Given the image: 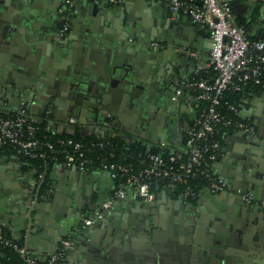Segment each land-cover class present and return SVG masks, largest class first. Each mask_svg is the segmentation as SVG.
Wrapping results in <instances>:
<instances>
[{"label": "crops", "instance_id": "crops-1", "mask_svg": "<svg viewBox=\"0 0 264 264\" xmlns=\"http://www.w3.org/2000/svg\"><path fill=\"white\" fill-rule=\"evenodd\" d=\"M71 1L73 13L66 17L63 5L68 3L67 0H4L8 9L13 8L12 14H23V8L27 7L31 14L43 18L50 26L44 35L46 39L39 41V54L34 56L35 80L53 70L85 67L96 71L102 81L104 75L101 72L119 75L127 70L133 77L145 79L149 87L153 85L151 90H154V84H160L157 90L159 101L160 91H167L166 85L169 86L171 81L174 80L176 85V95L177 88L191 77L189 74L197 73L196 59L182 48L196 49L202 60L208 58L212 47V39L205 35L208 30L199 27L186 14L173 13L165 0H120L113 4L101 0ZM233 7L237 19L247 25L249 34L264 38V0H233ZM67 22L69 28L63 33L62 27ZM60 23H63L61 27ZM67 32L70 34L64 35ZM127 35H134L138 41L127 40ZM156 37L160 40L154 41H160L161 48L148 49L145 41ZM10 45L4 43L0 46V111L6 104L15 107L21 101L12 92V82L18 78L16 74L20 67L11 65L13 59L21 64L19 60L24 61V55L11 50ZM89 86L95 95L98 94L99 100H105V104H98V108L93 109L90 105L96 98L90 99L85 94L70 96L49 108L54 109L49 115V110L46 112L45 109L46 100L39 98L30 105V116L44 122L45 128L56 134L69 133L71 129L58 123V119L66 118L67 121L73 114L81 121L82 126L77 128L84 134L125 138L128 128L122 126L129 125L127 106L130 103L125 98L124 89L110 85L103 87L96 82ZM181 95H184L182 105H185L191 94L184 89L177 98ZM107 111L116 116L117 121L113 120L116 125L108 120ZM240 111L242 117L254 118L259 126L256 133L228 131L222 135L223 153L215 165L228 179L231 189L214 193L201 188L198 197L182 202L178 201L179 195L174 196L162 186L156 187L151 199H145L138 191L130 189L104 218L95 223L93 236L101 240L111 231L140 235L147 227L156 239L181 234L185 241L181 245L184 248L182 254L188 264H264V209L261 207L264 206V172L259 164L264 162V90H250L243 94ZM43 117L50 118V121L43 120ZM168 130L149 131L161 142L167 140L163 135L168 136ZM165 142V146L170 147L177 144L174 138ZM251 185H255V200L244 201L237 189L244 191ZM48 187L50 193H44ZM114 188L115 181L109 171L85 170L63 163L49 167L46 185H43L33 163L13 147L0 145V221L12 237L27 242L38 253L56 248L61 235L71 237L75 244L68 250L64 264H84V240L77 230L80 218H75L74 213L77 204L95 203L98 197H108ZM37 190L40 192L35 201ZM96 206L99 205L93 207ZM240 217L243 218L239 223L243 222L242 219L246 223L252 222L253 230L255 228L260 237V249L256 256L249 254V257L246 250L237 248L232 263L229 256H224L225 247L220 246L219 239L229 231V223H236Z\"/></svg>", "mask_w": 264, "mask_h": 264}, {"label": "built area", "instance_id": "built-area-1", "mask_svg": "<svg viewBox=\"0 0 264 264\" xmlns=\"http://www.w3.org/2000/svg\"><path fill=\"white\" fill-rule=\"evenodd\" d=\"M106 1L115 3L120 0ZM165 1L173 13L186 14L199 27L207 29L212 39L206 60L201 59L196 49L182 48L196 59L197 73L185 80L175 95L177 97L188 89L190 100L196 102L195 114L187 123L180 143L170 147L163 142L158 148L145 142L130 161L115 160L109 158L115 154L112 149L108 155L90 154L92 147H112L111 139L96 137L86 141L68 134H38L40 125L27 114L23 100L15 107L6 104L0 111V145L13 147L27 159L42 161L35 166L39 181L43 182L46 177L47 161L85 170L109 171L115 188L85 216L84 225L104 218L130 189L138 191L145 199H151L156 192L154 185L162 186L179 195L183 201L198 197L201 188L214 193L231 189L228 179L219 173L215 165L223 153L222 135L228 131L254 133L257 130L256 120L242 117L240 102H233L227 95L247 87H250L248 91L264 90V38L250 37L248 27L236 17L233 0ZM67 28L65 23L63 33ZM151 45L162 46L158 41H152ZM68 121L76 122L77 117L70 116ZM237 190L245 201L254 200L252 191ZM0 241L4 246L15 248L27 264H35L37 256L27 242H19L7 235L5 224L1 221ZM74 244L71 237H62L57 248L48 250L42 256L48 258V264H64L65 256ZM0 264H5L1 255Z\"/></svg>", "mask_w": 264, "mask_h": 264}, {"label": "water", "instance_id": "water-1", "mask_svg": "<svg viewBox=\"0 0 264 264\" xmlns=\"http://www.w3.org/2000/svg\"><path fill=\"white\" fill-rule=\"evenodd\" d=\"M101 1L105 2L106 0ZM110 3L113 4V2ZM72 5L73 1L66 3L65 6L63 5V13L66 14V17H70L72 15L73 12L70 10ZM12 9H8L4 0H0V46L4 45V43L11 44L9 46L11 50H16L20 55H24L22 56L24 61L19 60V63L21 64H18V60L13 59V64L11 65V67L14 66L15 68L20 67L18 68L20 70H18L16 74V76L19 75L18 78L16 81L12 82V92L14 95L17 94L18 97H20L19 99L26 103L27 109L29 110L27 114L29 116L30 105L34 99L38 100L39 98L46 100V112L49 108H54L59 100L70 96H80L81 94H85L90 99L92 97L96 98V101L90 106L93 109H95L94 107L98 108V104H105V100H99L98 94L96 93L97 95H95V91L89 86L93 82L100 83L103 87L110 85L124 89L125 98L128 100H132L136 97H138V99L140 98L141 101L144 99L142 95L143 93H139V90H147L149 87L147 81L142 78L140 79L139 76L133 77V74L127 70L119 75L101 72V74L104 75V79L102 81L98 78L99 76L96 71L93 69H86L85 67H81L80 69L73 68L72 70H53L35 80L34 71L36 69H34L33 65L35 60L34 56L39 54V41L46 39L44 35L50 26L43 20V18L31 14L27 7L23 8V14H12ZM69 34L70 32H67L64 35ZM132 34L135 35L136 33L132 32ZM134 35H127L128 37L126 39H129L130 41L137 40ZM205 35L208 38H211L209 32H206ZM120 38H122V36ZM154 40L160 39L157 37L154 39H148L145 41L144 45L148 47V49H160L161 46L153 47L151 45V42ZM120 41L122 40L120 39ZM191 45H193V43H191ZM176 50L180 51V49ZM141 71L143 73L144 70L141 69ZM28 81L33 82L31 83ZM166 87L168 88L169 86L166 85ZM166 92L167 91L164 89L163 91H160L161 99H159L158 103L162 104L164 96L166 97L167 95ZM103 95L105 97L107 96L106 94H102V96ZM183 100L184 95H181L179 98V111L181 110ZM187 101L188 100H186V102ZM101 109L103 110L102 107ZM52 111L49 110L48 114H52ZM168 117L170 116L168 115ZM151 118L152 119L148 121L145 117L139 116L133 122L134 127L137 130L147 128L151 132H154L157 130L158 125L155 118ZM42 119L50 121V118L47 117H43ZM58 123L71 130L78 127L77 124H72L66 121V118L58 119ZM256 125L258 129V123ZM256 132L257 130L254 133ZM147 138L151 142H160L157 139H153L152 135L147 136ZM180 142L181 140L177 138L176 143ZM259 164L264 172V162H259ZM263 175L264 174L262 173V177ZM49 188L50 187H48L44 193H50ZM254 188L255 185H251V187H248L247 190L252 191L255 196ZM38 192L40 191L37 190L34 194L35 197L33 199L35 201L37 200ZM174 196H176L175 193ZM92 198L95 200L94 196ZM106 198V196L98 197V200L95 203L93 201L91 204H77L78 209L74 210L75 218H80V227H78L79 229L77 228V230H79V233L84 240V246L82 248V260L84 264H188L184 260L185 257L182 254V250H184V248H182L183 246L181 245L185 244V241H183V236L181 234H177L176 236L172 234L164 239H156L152 232L145 227L140 235L123 232L118 233L110 230L111 232H109V234L104 236L101 240L97 239L96 236H93L95 234L94 230L96 228L94 227L96 226V222L84 225L81 221L84 220L85 216L88 215L89 212L96 209L97 206L93 207L94 204L100 205ZM178 201L182 202L183 200L180 198ZM261 207L264 209V206ZM33 208L34 207L30 209L29 214L32 213ZM240 213L242 215L244 214L241 209ZM241 218L243 217L236 219V223L230 222L229 231L225 232L224 236H221L219 239L220 246H222V248L225 247L224 256H229L230 262L232 263L234 261V251L237 248L246 250L249 257V254L256 256V251H259L260 249V237L255 232V228L253 230L252 222L246 223V221L242 219L243 222L239 223L238 221ZM67 219H70L69 214H67ZM68 232L70 233V231ZM62 237L64 236L61 235L60 239ZM46 253L47 251L43 253L34 252V255L42 256L46 255Z\"/></svg>", "mask_w": 264, "mask_h": 264}, {"label": "flooded vegetation", "instance_id": "flooded-vegetation-1", "mask_svg": "<svg viewBox=\"0 0 264 264\" xmlns=\"http://www.w3.org/2000/svg\"><path fill=\"white\" fill-rule=\"evenodd\" d=\"M66 24L68 25V28H69V22ZM62 25L63 23H60L59 27H61ZM192 74L193 73L189 74L188 77L192 76ZM154 86H155L153 88L154 90H151L150 89L151 87L147 88V90L146 89L143 91H141V89L139 90V93L141 94L143 93L142 95L144 99L142 101L140 98L138 99V97L132 100L127 99L128 103H130L129 106H127V112H128L127 118L129 117L130 120L128 121L129 125L125 126V124H123L122 128L123 129L128 128L125 134L126 139L139 141L140 144H143L145 142H150L155 147L160 148L162 147L163 142L166 144L165 141H171L172 138H174V140L178 138L182 141V138L184 137V130L187 126V123L190 121L191 117L195 114L196 102L195 100H188L185 105L181 106V110L179 111V103L177 102L179 97L178 98L175 97L176 85L173 80L171 81V83L169 84V87L167 88V92H166L167 95L166 97L164 96V100L162 101V104H159L157 100L159 91L157 90H159L160 84H157V85L154 84ZM107 114H108V120H110L112 123H113V120H115V122L117 121V119L115 118L116 116L114 115L112 111H107ZM168 115L170 117H168ZM70 116L77 117L76 115H73V114H71ZM139 116L145 117L148 121L152 119L151 117L155 118V121L157 122V125H158L157 130L159 131L160 129H163V131H166L167 129H169L168 136L163 135L167 138V140L163 139L160 143L151 142L150 140H148L147 136H151L152 134L147 128L136 130V128L133 126L134 125L133 122ZM70 123L77 124L78 126H82L81 121L79 120L78 117H77L76 122H70ZM113 125H116V124L113 123ZM133 127L135 130L133 129ZM106 135H103V136H106ZM153 139H156V138H153ZM254 200H255V197H254Z\"/></svg>", "mask_w": 264, "mask_h": 264}, {"label": "trees", "instance_id": "trees-1", "mask_svg": "<svg viewBox=\"0 0 264 264\" xmlns=\"http://www.w3.org/2000/svg\"><path fill=\"white\" fill-rule=\"evenodd\" d=\"M240 22V21H239ZM242 23V22H241ZM246 25V24H245ZM247 26V25H246ZM252 37V36H250ZM250 87H247L245 89H243L240 92H234V93H228V98L231 99L233 102H240L241 101V97L243 94H245ZM258 90V88L256 89ZM37 124L40 125L39 128V132L38 134L42 135V134H53L51 131H49L48 129L45 128L44 122L41 121H37ZM69 133H61V134H65V135H73L74 137L77 138H82L86 141L92 140V139H96V137H102V138H107V139H111L113 146H107V147H92V151L90 154H102V155H108L110 149H112L114 151V155H110L109 158L111 159H115V160H122V161H130L132 158H134L135 153L140 149L141 144L139 141H134V140H128L126 138H123L120 135H106V136H101V135H97V134H84L82 132H80L78 130V128L74 129V130H68ZM55 135H57L56 133H54ZM53 134V135H54ZM125 145H129V148H126ZM31 163L34 164V166H39V164H41L37 159H28ZM47 163L49 164L48 168H47V172L49 167L53 164L51 161H47ZM46 181H47V174L46 177L44 179V181L42 182L43 185H46ZM157 185H154V187L156 188ZM6 233L7 235L11 236L7 229H6ZM11 238H14L11 236ZM19 242H23L22 239H18V238H14ZM0 255L4 261L5 264H27V262L25 261L24 257L12 246H4L1 241H0ZM35 264H48V258L46 256H37L36 257V262Z\"/></svg>", "mask_w": 264, "mask_h": 264}]
</instances>
